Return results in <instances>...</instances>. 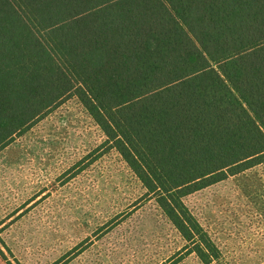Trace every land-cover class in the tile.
<instances>
[{
  "label": "rangeland",
  "instance_id": "1",
  "mask_svg": "<svg viewBox=\"0 0 264 264\" xmlns=\"http://www.w3.org/2000/svg\"><path fill=\"white\" fill-rule=\"evenodd\" d=\"M173 1L234 54L225 71L195 70L155 0L120 1L57 34L183 187L264 154V0ZM106 139L71 97L0 150V264H205ZM184 202L222 252L211 264H264V163Z\"/></svg>",
  "mask_w": 264,
  "mask_h": 264
},
{
  "label": "trees",
  "instance_id": "2",
  "mask_svg": "<svg viewBox=\"0 0 264 264\" xmlns=\"http://www.w3.org/2000/svg\"><path fill=\"white\" fill-rule=\"evenodd\" d=\"M120 1L124 0H0V150L64 100L78 98L101 127L106 143L127 162L188 242L185 251L197 254L205 264L221 261L220 248L184 198L263 164L264 154L183 187L170 183L120 117L121 109L103 94L57 34L62 26ZM155 1L197 56L201 64H196L195 70L213 73L214 65H219L225 71L234 54L207 42L173 0Z\"/></svg>",
  "mask_w": 264,
  "mask_h": 264
}]
</instances>
